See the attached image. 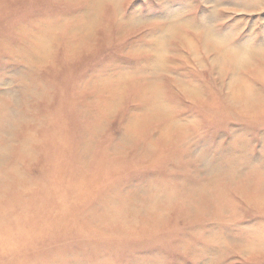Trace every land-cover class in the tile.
Segmentation results:
<instances>
[{"label": "rangeland", "instance_id": "374dc122", "mask_svg": "<svg viewBox=\"0 0 264 264\" xmlns=\"http://www.w3.org/2000/svg\"><path fill=\"white\" fill-rule=\"evenodd\" d=\"M0 264H264V0H0Z\"/></svg>", "mask_w": 264, "mask_h": 264}, {"label": "snow or ice", "instance_id": "6c2138e0", "mask_svg": "<svg viewBox=\"0 0 264 264\" xmlns=\"http://www.w3.org/2000/svg\"><path fill=\"white\" fill-rule=\"evenodd\" d=\"M172 103L176 104L177 106H180L179 103H178V101H174Z\"/></svg>", "mask_w": 264, "mask_h": 264}, {"label": "bare ground", "instance_id": "6f19581e", "mask_svg": "<svg viewBox=\"0 0 264 264\" xmlns=\"http://www.w3.org/2000/svg\"><path fill=\"white\" fill-rule=\"evenodd\" d=\"M243 94H244V92H243ZM231 95H232V94H231ZM241 95H242V94H241ZM242 97H243V96H242ZM243 98H244V97H243ZM248 98H249V97H248ZM250 99H251V98H250ZM245 100H246V99H244V101H245ZM248 100H249V99H248ZM244 101H243V102H244ZM246 101H247V100H246ZM246 101H245V102H246ZM248 103H249V101H248Z\"/></svg>", "mask_w": 264, "mask_h": 264}]
</instances>
